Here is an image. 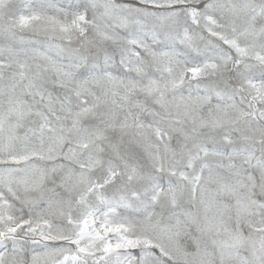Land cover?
<instances>
[{
    "label": "snow or ice",
    "instance_id": "6c2138e0",
    "mask_svg": "<svg viewBox=\"0 0 264 264\" xmlns=\"http://www.w3.org/2000/svg\"><path fill=\"white\" fill-rule=\"evenodd\" d=\"M0 264H264V0H0Z\"/></svg>",
    "mask_w": 264,
    "mask_h": 264
}]
</instances>
